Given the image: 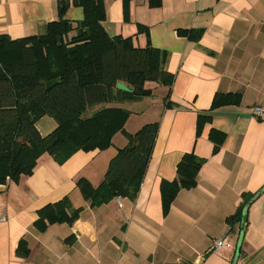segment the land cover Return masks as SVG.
Masks as SVG:
<instances>
[{
	"label": "crops",
	"instance_id": "obj_1",
	"mask_svg": "<svg viewBox=\"0 0 264 264\" xmlns=\"http://www.w3.org/2000/svg\"><path fill=\"white\" fill-rule=\"evenodd\" d=\"M60 1L0 0V34L45 33L59 18ZM105 6L111 36H132L144 47L149 32L151 45L166 52L173 84L147 81L150 96L121 103L131 114L108 149L79 150L64 161L45 153L31 175L0 186V216L7 218L0 223V264H233L242 221L227 218L264 188V113L252 109H264V0H163L159 7L132 0L128 19L122 0ZM83 15L71 4L66 17L76 25ZM216 93H239L241 101L211 111ZM168 94L176 105L166 106ZM200 116L206 120L199 126ZM41 119L43 135L57 126ZM154 121L159 133L137 198L122 196V207L118 196L91 206L78 179L97 186L127 134ZM186 152L206 159L198 185L182 188L165 212L161 183L176 178ZM66 196L81 208L78 218L46 220L41 229L39 210ZM218 238L224 246L211 250ZM23 239L27 256L17 253ZM237 264H264V191L247 210Z\"/></svg>",
	"mask_w": 264,
	"mask_h": 264
},
{
	"label": "trees",
	"instance_id": "obj_2",
	"mask_svg": "<svg viewBox=\"0 0 264 264\" xmlns=\"http://www.w3.org/2000/svg\"><path fill=\"white\" fill-rule=\"evenodd\" d=\"M122 1L128 19L132 0ZM162 1L148 0L150 7H159ZM71 4L83 8V18L76 25L66 17ZM58 10L59 18L48 24L45 33L22 38L0 34V184L8 177L17 180L31 175L45 153L64 161L79 150L108 149L114 136L124 131L131 114L120 104L150 96L147 81L172 86L175 78L165 67L166 52L151 45L148 31L144 47L136 46L132 36H111L106 31L105 0H61ZM119 81L131 91L119 89ZM240 101L239 93H216L210 110ZM165 104L176 105L170 94ZM43 116L57 124L46 135L37 126ZM198 119L199 126L206 120L202 116ZM158 133V121L128 133V144L118 148L97 186L86 177L78 179L77 186L91 206L116 196L137 198ZM218 149L216 146L215 152ZM205 161L194 152H186L177 165L176 178L162 181L165 212L182 188L198 185ZM250 200L227 218L229 224L242 221L244 206ZM80 211L66 196L41 208L36 223L41 229L47 227L46 220L72 224ZM29 250L21 240L17 253L27 256Z\"/></svg>",
	"mask_w": 264,
	"mask_h": 264
},
{
	"label": "water",
	"instance_id": "obj_3",
	"mask_svg": "<svg viewBox=\"0 0 264 264\" xmlns=\"http://www.w3.org/2000/svg\"><path fill=\"white\" fill-rule=\"evenodd\" d=\"M117 87L119 89H122V90H125V91H131V88L126 83H124L123 81H119L117 83ZM263 191H264V188L261 189L258 193H256L253 196V198L244 206L243 213H242L243 214L242 227H241V231H240L239 242H238L237 249H236L237 252H236V256H235V260H234L233 264H237L238 259H239V255H240V251H241V245H242V241H243V238H244V232H245V217H246V214H247V210H248L250 204L252 203V201H254Z\"/></svg>",
	"mask_w": 264,
	"mask_h": 264
},
{
	"label": "built area",
	"instance_id": "obj_4",
	"mask_svg": "<svg viewBox=\"0 0 264 264\" xmlns=\"http://www.w3.org/2000/svg\"><path fill=\"white\" fill-rule=\"evenodd\" d=\"M252 109H253V112L256 114L263 115V113H264V109L260 106H254ZM117 201L119 203V206L122 207L123 206L122 196H118ZM6 220H7L6 216H0V223L4 222ZM224 244H225L224 238L215 239L211 245V250L221 249L224 246Z\"/></svg>",
	"mask_w": 264,
	"mask_h": 264
},
{
	"label": "rangeland",
	"instance_id": "obj_5",
	"mask_svg": "<svg viewBox=\"0 0 264 264\" xmlns=\"http://www.w3.org/2000/svg\"><path fill=\"white\" fill-rule=\"evenodd\" d=\"M155 94H157V91H156V90H155ZM87 111H89V109H88ZM44 123H47V120H44V119H41V118L37 120V124H40L41 126H42ZM47 125H49V124H47ZM9 180H11L10 177H8V178L6 179V182H4L3 184L8 183ZM3 184H0V186L3 185Z\"/></svg>",
	"mask_w": 264,
	"mask_h": 264
}]
</instances>
